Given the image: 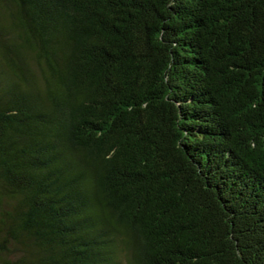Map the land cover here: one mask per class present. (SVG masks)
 <instances>
[{
	"label": "trees",
	"instance_id": "obj_1",
	"mask_svg": "<svg viewBox=\"0 0 264 264\" xmlns=\"http://www.w3.org/2000/svg\"><path fill=\"white\" fill-rule=\"evenodd\" d=\"M0 264H264V0H0Z\"/></svg>",
	"mask_w": 264,
	"mask_h": 264
}]
</instances>
